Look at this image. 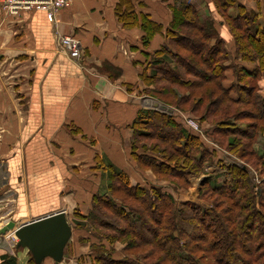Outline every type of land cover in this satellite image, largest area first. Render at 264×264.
<instances>
[{"label": "trees", "instance_id": "trees-1", "mask_svg": "<svg viewBox=\"0 0 264 264\" xmlns=\"http://www.w3.org/2000/svg\"><path fill=\"white\" fill-rule=\"evenodd\" d=\"M211 1L228 26L233 54L215 20L202 17L192 0L169 5L173 21L166 30L138 13L133 0H120L116 15L125 29L142 30L144 49L155 36L165 35L160 51L145 54L147 66L140 75L153 88L151 97L175 107L192 105L193 112L205 109L214 119L216 140L225 137L228 152L245 159L256 156L253 145L264 134V25L258 13L236 0ZM228 74L233 78L229 84ZM249 119L247 127H237ZM131 127L137 140L157 141L153 153L159 158L140 155L136 147L132 157L160 180L184 181L200 173L211 156L196 134L164 112L141 109ZM239 137L248 141L243 149ZM257 159L264 167V155ZM96 164L108 183L94 194L87 214L78 212L72 221L83 232L80 242L89 246L92 264H264V188L253 184L245 168L226 166L229 180L222 185L206 180L221 202L203 209L190 202L177 205L158 187L132 185L127 172L106 158L96 157ZM117 242L125 245L124 258L114 257Z\"/></svg>", "mask_w": 264, "mask_h": 264}, {"label": "crops", "instance_id": "crops-1", "mask_svg": "<svg viewBox=\"0 0 264 264\" xmlns=\"http://www.w3.org/2000/svg\"><path fill=\"white\" fill-rule=\"evenodd\" d=\"M119 1L71 0L56 24L43 11L6 15L0 10V264H30L32 257L11 241V232L1 234L10 222L22 226L57 211L90 210L101 180L96 157L135 174V184L143 183L145 174L135 170L123 142L138 111L147 109L137 90L144 89L145 54L160 51L166 38L157 35L144 49L142 30L125 29L119 21ZM173 1L133 3L166 30ZM236 2L258 13L264 25V0ZM192 3L202 17L215 20L233 54L228 26L212 1ZM58 34L79 40L80 59L60 49ZM228 75L227 83L233 80ZM260 89L264 95V79ZM84 248L66 264H88Z\"/></svg>", "mask_w": 264, "mask_h": 264}, {"label": "rangeland", "instance_id": "rangeland-1", "mask_svg": "<svg viewBox=\"0 0 264 264\" xmlns=\"http://www.w3.org/2000/svg\"><path fill=\"white\" fill-rule=\"evenodd\" d=\"M227 64L231 65V62L229 61ZM230 74H232V71H230ZM140 82L142 83V88L144 89L138 88L137 90L139 94L143 96V99H144L143 105L148 110L153 109L160 113L164 112L170 115L174 120H176L177 123H180L191 134L192 133L196 134V136H198L200 141L202 142L203 148L206 151L208 150L211 155L209 156V158H207L206 164L203 166L200 173L188 174V176H186L185 179H188L189 181L188 185L185 183V179L184 181L180 179L179 180H174V179H169V180L161 179L160 180L154 175L151 169L150 170L143 169L137 162H135V160L132 157L133 147H136V149H138L137 152L140 155H145V156L154 155L155 157H158L153 153V148L155 147L156 145L155 143H157V141L151 140V139L145 140L144 138L137 140L132 130V127H130V132L128 133L129 136L124 139L126 141H124L123 143L129 150V155H128L129 161L132 162V165L135 167V170L137 168L143 174H145V176L142 177L144 179L143 183L141 184L142 186L148 189L151 187H158L162 191L169 192L174 197L177 205H179L182 202H190L193 204L196 203L197 205H199V207L203 209H208V208H212L214 204H220L221 200L216 195H214V191L210 190L209 186L207 185L208 182H206V180L211 179L214 184L222 185L223 182L229 180V178L225 176V173L227 172L226 166H229L231 164H237L240 167H243L246 169L247 174L249 175V179L252 180L254 185H256L258 188H262V189L264 188V186H262V184L264 183V167L261 164L262 162L257 159L258 154L264 153V139H262L263 135H261L255 141L253 145L252 150L255 152L256 156L249 154L250 156H247L245 159H240L236 155V153L231 154L230 152H228L227 147H226L227 139L225 137H221L220 139L218 138L216 140L215 135H214V131H215L214 119L213 117L209 118L207 115H205V109H202L198 112H193L191 111L192 105H184L182 107H175V106L161 103L159 100L152 98L150 92H148L152 90L153 88H150L149 86L147 87L146 83H144L142 79H140ZM229 83L231 82L229 81ZM135 87L136 85L130 86L129 88L132 91L134 90ZM225 104L227 105V103ZM234 108L235 110L247 109L244 106H234L233 109ZM249 109L247 111H249ZM224 118H227V117H224ZM192 122L195 123L194 124L195 127L192 126L191 128ZM249 122H250V119L245 120L244 122L239 123L237 127H239L240 129L247 127L246 125H248ZM241 138L243 137H239L238 139H241ZM239 142L243 144L240 146L242 147L241 149H243L245 143H248L246 138L241 139V141ZM212 152L214 153L212 154ZM95 165L97 166L96 161H95ZM98 172L100 173L101 180H100L99 185H97L98 187L92 191L94 194L99 190L101 185L103 184L107 185L108 183L106 179H102L101 177L102 173L100 171ZM127 174L131 178L132 185H136L132 178V176H134L135 174L131 172L130 173L127 172ZM88 177H90L89 174H88ZM93 196L90 199L89 208L92 206ZM85 206L86 205L84 204V206L82 207L85 208ZM78 212L87 214V212H82V211H77V210L76 211L74 210L72 212L70 211V213L66 212L68 216V221L69 223H72V226H73L72 221L78 219L77 218ZM257 221L259 222L258 218H257ZM81 233L83 232L76 230V228H74L73 226L72 239L69 243V246H67V249L65 250L66 251L65 258L61 264H66L67 262H69L70 259H72L73 257H75V255L78 254V251L79 252L83 251L82 248H84L86 244H84L83 242H80ZM11 238H12L11 241L14 244L18 243V240L15 241L13 236H11ZM113 247H114V250L116 251L114 255L115 258H124L125 256H127L124 253L125 245L122 244L121 242L115 243ZM87 251L86 252L89 257L87 258V263L92 264V259L90 258L91 253L89 251V246H88Z\"/></svg>", "mask_w": 264, "mask_h": 264}, {"label": "water", "instance_id": "water-1", "mask_svg": "<svg viewBox=\"0 0 264 264\" xmlns=\"http://www.w3.org/2000/svg\"><path fill=\"white\" fill-rule=\"evenodd\" d=\"M72 231L67 213L62 210L23 223L22 226L10 222L1 234L11 232L18 240L17 248L27 249L34 264H43L47 259L61 264L72 239Z\"/></svg>", "mask_w": 264, "mask_h": 264}, {"label": "built area", "instance_id": "built-area-1", "mask_svg": "<svg viewBox=\"0 0 264 264\" xmlns=\"http://www.w3.org/2000/svg\"><path fill=\"white\" fill-rule=\"evenodd\" d=\"M71 0H0V10L6 15H18L20 12H32V10L43 11L47 14L52 23L57 22L60 15ZM60 49L67 53L70 59L77 60L81 58L83 51L76 37L67 35H57ZM195 123H191L195 127ZM15 241L17 239L12 234Z\"/></svg>", "mask_w": 264, "mask_h": 264}]
</instances>
